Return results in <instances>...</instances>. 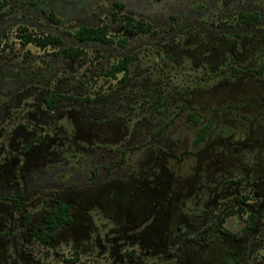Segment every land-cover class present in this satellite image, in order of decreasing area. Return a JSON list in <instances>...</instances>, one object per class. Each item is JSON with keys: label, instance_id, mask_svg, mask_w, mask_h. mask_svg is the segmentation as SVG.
Masks as SVG:
<instances>
[{"label": "rangeland", "instance_id": "rangeland-1", "mask_svg": "<svg viewBox=\"0 0 264 264\" xmlns=\"http://www.w3.org/2000/svg\"><path fill=\"white\" fill-rule=\"evenodd\" d=\"M240 11L258 12L260 22L240 23ZM128 13L149 21L156 34H125ZM80 24L107 25L114 43L77 42L68 33ZM24 29L59 34L64 47H81L83 54L70 61L58 47L23 44ZM122 37L121 48L116 40ZM126 53L134 60L121 82V73H107ZM54 94L92 101L59 99L51 110L46 99ZM94 122L108 137L97 148L104 154L99 159L94 151L82 152ZM165 124L157 139L172 152L165 158L169 173L155 171L145 180V150ZM0 128L10 129L0 134V163L20 149L28 130L52 151L34 181L27 180L28 187H41L27 195L32 223L43 222V207L61 192L90 199L112 178L131 180L134 188L151 184L157 190L152 197L160 200L157 208L151 204L157 211L145 215L130 209L128 220L125 192L114 215L102 211L103 202L93 204L90 215L75 214L66 238L50 244L32 237L28 243L22 225L0 238L9 250L17 243V253L28 248L34 264H70L72 257L89 264H186L193 250L205 260L210 246L230 245L218 261L264 264V0H8L0 10ZM153 177L157 184L149 183ZM236 196L247 200L239 204ZM238 207L243 212L224 216ZM250 213L259 221L249 236L235 241L225 233L241 235ZM76 233L90 237L75 246Z\"/></svg>", "mask_w": 264, "mask_h": 264}, {"label": "flooded vegetation", "instance_id": "flooded-vegetation-1", "mask_svg": "<svg viewBox=\"0 0 264 264\" xmlns=\"http://www.w3.org/2000/svg\"><path fill=\"white\" fill-rule=\"evenodd\" d=\"M114 4H116V3H114ZM118 6H119V8H122V7H120V3H118ZM242 13L248 14V12H244V11H240L237 13V17H238V20L240 23H243L245 25L250 26V25H253L255 23L260 22V15L258 12H253V13H257L259 15V20L252 22L251 24L245 23L242 21V19L240 18ZM253 13H250V14H253ZM126 15H129V16H132L133 18H136L133 16L132 13H128ZM136 19L149 23L151 25V29L148 32H136V33L124 32L125 34H131V35H135V34H152V35H155L156 34V30L154 29V26L149 21H146V20L140 19V18H136ZM124 21H125V19H124ZM80 25H86V24H80ZM122 29H123V27H122ZM121 39H124V43L119 42ZM126 41H127V37L118 38L116 40L117 44L121 48L125 46ZM94 42H98V43L108 45V44L114 43V40L112 41V43H103V42H99V41H94ZM80 43H83V42H80ZM79 48H81V47H79ZM62 56L65 59L70 60V61H74V60L81 57L80 56V57L74 59L72 56H65L63 54H62ZM126 56L132 59L131 62L128 64L130 66V64L134 60V57L132 54L126 53V54L122 55L120 58L126 57ZM129 66H128V72H129ZM127 76H128V73L125 77L121 74V79L119 81L125 82V80L127 79ZM54 95L58 96V97L53 101L52 106H50V101H52L51 97ZM54 95H51L48 99H46V103H47L46 106L48 108H50L51 110L54 109V107H55L54 104L59 99H67V100L76 101V102H90V101H92L91 98L83 99V98H80L77 96L58 95V94H54ZM73 97H75V98H73ZM188 116H189V113H188ZM190 116H192V115L190 114ZM49 118H50V120H52L54 118L52 113L49 115ZM166 126H168V125L167 124H165V126L161 125V127L158 130L153 132V134L151 135V137L153 138L152 144H149L148 150H145L146 160L143 162L142 166H140V172L143 174L145 180H148L149 175H154L155 171H158L159 175L163 174L166 171H167L166 173H169L167 168H166V165H165V163H167L165 158L170 157L172 152H171V150H168L166 144L162 143V145L164 146V147H162L161 140L157 139L158 138L157 136L160 137L161 135H163L165 133ZM38 129L43 130V127H40ZM98 129H100L101 131L99 132ZM9 131H10V129H4L3 132L6 133ZM104 131L105 130L102 128L100 123H98V122L92 123L91 126L89 127V132H93V133H91L92 134L91 135L92 140L90 141V143L86 144V146H84V147L82 146V152L85 153L86 155H87L88 151H94L96 153L97 148H100V145H103L102 141H105L108 139V137L106 136ZM3 132H2V129L0 128V134H2ZM14 133L15 132H13L12 134H14ZM33 134H34L33 131L28 130L27 135L24 138V141L22 142L23 145H20L21 146L20 149L17 152H14L13 154L9 155V157H7L8 158L7 160L3 159L0 163V230H1L0 231V238L3 236L5 237L6 233L10 237L12 235H15L16 232L19 230L20 226L22 225L23 231H22L21 235L24 237L25 234H27V236L25 238H27L28 243H30V238L32 237L33 240H35L37 243H41V244L49 243L50 244L52 241L51 242L50 241L47 242L45 240L42 241L41 238H42V236L49 235V233H50L49 232V226L47 225L48 217L50 216L52 211L58 205L62 204V205H65L68 207L69 215H70V221L65 223V224L63 223L61 225V227H59L55 231L54 239L56 237L62 238V236H64V238H66V235H65L66 231H64V230H66V228H68L74 224L75 214H77V216H79V214H82L80 212L83 211V212H86L87 215H90L91 211H92L91 208L94 205H98L100 202H103V204L106 207V211L102 210L103 212H108L110 216L112 214L114 215L117 208H118V203L122 198L121 194L124 192L126 193V196L128 198L127 200L130 203L129 209H127L128 214H125V218L127 220L129 218H131L132 213H133V215L135 213L145 215V214H148L147 213L148 211H152V210L157 211V209H155V208H157V204H159L160 200L152 197L155 194V191H157V190H154L151 184L142 183L140 185V187L134 188L133 187L134 183H131V180H130V183H123L121 181H114V179L112 178V180L107 182L105 185H103L101 187H99V186L95 187L93 189L92 194H90L93 197L90 199L84 198L83 195L80 196L79 193L78 194L76 193L75 196L70 197V199H69V197H66L63 195L64 192H61L60 196L56 200H51L50 198H44L45 203H47L49 200H51V201H53V205H51L50 207H43V211H44L43 222L38 221V222L32 223L33 219L31 218L30 210L28 208H26V205H28L26 199L30 193L37 194L36 192H40L39 188H41V187H28L27 180H28V178H30V180L34 181L33 176H35L37 173H40L41 172L40 169L44 168V167L41 168V164L44 165L45 160H46V156L44 154H46L47 152L52 153L50 148H49V150L47 149L49 147L48 145L43 146L44 144L41 142V138H39V137H36L35 139L31 138V136H33ZM98 136H100L101 139H96ZM155 143H157V146L155 148H153ZM17 144H19V143H17ZM138 145H139V143H138ZM125 146H128V144ZM140 147H142V144L140 145ZM103 148L108 149V147H106V146H104ZM2 149L4 150V147H2ZM107 151L111 152V153L115 152V150H112V149H108ZM101 157L102 158L104 157L103 153L100 155L98 153H96V155H94V159H99ZM119 164H121V163H119ZM110 169H113V168H110ZM40 178H42L41 181H44L43 177H40ZM46 178L48 179V177H46ZM158 179L159 178L153 177L149 181V183H152V184L156 183L157 184ZM138 193H139V196L140 195L144 196V199L141 198L138 201L136 198V195ZM243 197L244 196H241L240 198L242 199ZM152 199H156L157 201H153V203H152V201H151ZM151 204H155V208H153V206ZM90 206H91V208H90ZM161 208L162 207L160 206L159 209H161ZM130 209L132 210V213L130 212L131 211ZM150 215H152V214H150ZM155 216H156V218H158L157 221H159V223H160L161 217H159V215H157V214ZM177 218L182 220L183 219L182 214L180 213ZM15 219H16V221H15L16 223H14ZM258 221H259V217H257V222ZM25 226H28V228H26ZM1 227H2V229H1ZM249 233L245 237L249 236ZM89 237L90 236L86 237L85 235H80L79 233H76V235H73V240H72L73 245L78 246V243L80 241L83 243V240L88 239ZM242 238H244V237H232V239L233 240L235 239V241L242 239ZM64 240H67V239H64ZM7 242H8L7 240L2 244L0 242V264H16L17 258L18 259L22 258L24 264H34V258L31 257V255L29 254L28 251H24V248L27 250H28V248H26L24 245H22L21 246V252L22 253L21 252L17 253V251L15 249L17 243L16 244L13 243L11 246L12 249L9 250V249H7V247L4 246L5 244H7ZM8 246H10V245H8ZM220 247L224 248L223 246H220ZM222 248H219L217 246H215V247L210 246V248L207 251V256H206L205 260H201L199 254L193 250V252L195 254H187V256H186L187 257L186 264H225L222 261H218L216 258L219 255H220V258H222V257L224 258L228 253L227 250H230L229 248H231V245L229 247H226V249L224 248L225 249L224 251ZM196 255H197V258L195 259ZM44 264H46V263H44Z\"/></svg>", "mask_w": 264, "mask_h": 264}, {"label": "trees", "instance_id": "trees-1", "mask_svg": "<svg viewBox=\"0 0 264 264\" xmlns=\"http://www.w3.org/2000/svg\"><path fill=\"white\" fill-rule=\"evenodd\" d=\"M7 2L8 0H0V10L7 4ZM49 18L53 23L58 22V20L55 19L53 15H50ZM240 18L242 19L243 22L251 24L252 22L259 20V15L257 13H253V14L242 13ZM124 19H125L123 24L124 32H130V33L148 32L151 29V25L149 23L133 18L132 16L125 15ZM25 31L26 29H24L19 35L23 44L33 43L34 45L40 48H45L47 46L58 47L59 49H61V53L63 55L72 56L74 59L80 57L83 54V49L77 46L64 47L65 45L64 39L59 34L47 33L43 35H36ZM68 34L72 37V39L76 40L77 42L99 41L103 43H112V41L114 40L109 35L108 26L105 24L98 26L80 25L73 32H69ZM119 42L124 43V39H121ZM131 60L132 59L127 56L120 58L111 66L107 75L116 78V75L118 73H121L125 77L128 73V66H129L128 64L131 62ZM57 97L58 96L55 95L51 97L52 101H50V106H52L53 101ZM199 138L200 136L198 137V139ZM234 200L237 201L239 204H242L247 200V197L244 196L241 199L240 197L236 196L234 197ZM243 210H244L243 207H238L236 209L231 208L225 213L224 216H229L235 213L243 212ZM247 218H248L247 223L242 228L241 235L232 233L228 230H225V233L231 237H245L251 231L253 225L256 223L257 215L250 213L248 214ZM222 220H224V217ZM69 221H70V215H69L68 207L62 204L58 205L48 217L47 225L49 226L50 233L47 236H42L41 240L51 242L54 239L55 231L59 227H61L63 223L65 224ZM66 261L70 264H89L86 261H80L78 257H72L67 259Z\"/></svg>", "mask_w": 264, "mask_h": 264}]
</instances>
